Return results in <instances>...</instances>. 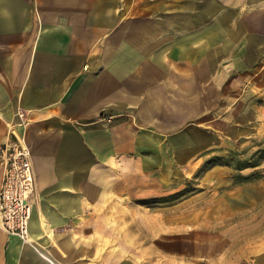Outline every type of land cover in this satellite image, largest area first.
Returning a JSON list of instances; mask_svg holds the SVG:
<instances>
[{"label":"crops","instance_id":"obj_1","mask_svg":"<svg viewBox=\"0 0 264 264\" xmlns=\"http://www.w3.org/2000/svg\"><path fill=\"white\" fill-rule=\"evenodd\" d=\"M16 135L33 214L0 264H264V161L232 160L264 140V0H0Z\"/></svg>","mask_w":264,"mask_h":264},{"label":"built area","instance_id":"obj_2","mask_svg":"<svg viewBox=\"0 0 264 264\" xmlns=\"http://www.w3.org/2000/svg\"><path fill=\"white\" fill-rule=\"evenodd\" d=\"M21 119L25 113L19 114ZM4 161V179L0 192V226L9 235L23 240L30 238L33 214L32 197L36 189V175L31 149L21 136L0 147Z\"/></svg>","mask_w":264,"mask_h":264},{"label":"rangeland","instance_id":"obj_3","mask_svg":"<svg viewBox=\"0 0 264 264\" xmlns=\"http://www.w3.org/2000/svg\"><path fill=\"white\" fill-rule=\"evenodd\" d=\"M232 160L237 168L260 167V170L257 168L258 172L263 171L261 166L264 161V140L256 139V142H249L242 149L239 147Z\"/></svg>","mask_w":264,"mask_h":264}]
</instances>
